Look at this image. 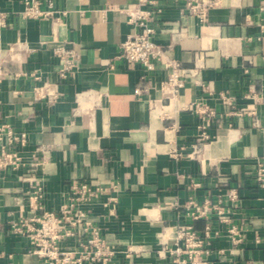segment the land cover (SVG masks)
<instances>
[{"label": "crops", "instance_id": "0c3cea01", "mask_svg": "<svg viewBox=\"0 0 264 264\" xmlns=\"http://www.w3.org/2000/svg\"><path fill=\"white\" fill-rule=\"evenodd\" d=\"M26 1L0 0V122L29 138L26 164L0 170V264H42L15 226L81 182L101 188L81 206L115 246L109 264H181L182 224L205 240L196 264H264V0H216L206 18L186 0H154L165 54L152 71L121 57L129 0H40L54 11L41 18L22 14ZM62 49L76 53L66 79ZM164 63L189 71L175 99ZM45 83L55 95L38 93Z\"/></svg>", "mask_w": 264, "mask_h": 264}, {"label": "built area", "instance_id": "2783aa9c", "mask_svg": "<svg viewBox=\"0 0 264 264\" xmlns=\"http://www.w3.org/2000/svg\"><path fill=\"white\" fill-rule=\"evenodd\" d=\"M154 0H129L126 13L129 21L135 25V30L127 35L122 42L121 57L128 63H139L152 71L157 61L164 62V49L154 40L155 28L151 23L154 13ZM187 6L202 18L207 17L210 7L216 0H186ZM51 9H42L40 0H27L22 14L29 18H41L53 14ZM7 24L6 15L0 14V25ZM60 55L58 71L63 79L70 76L75 66L76 53L72 49L57 51ZM168 69L167 79L163 90L169 99L178 97L184 86L189 71L178 63H164ZM7 64L0 61V95L2 82L9 74ZM38 93L45 97L53 96V89L48 83L36 87ZM141 93V88H137ZM1 103V98H0ZM28 134L17 132L10 125L0 122V170L8 168L19 170L26 164L23 150L28 144ZM258 180L264 182V167L259 165ZM70 200L57 210L43 209L31 217L23 218L16 224L15 230L27 235L31 241L34 254L42 260V264H109L115 253V246L108 243L102 236L101 228L86 218L82 203L98 195L100 187L89 182L74 183L71 186ZM233 195H236L235 192ZM190 211L193 218L207 216L211 209L207 202L203 205L193 203ZM236 232L235 228L231 229ZM74 239L73 247L63 246L62 242ZM241 241V238L236 239ZM205 240L192 225L182 224L178 227L177 245L171 251L177 256L176 260L185 264L183 255H187L193 264L199 261L195 254L203 251Z\"/></svg>", "mask_w": 264, "mask_h": 264}]
</instances>
